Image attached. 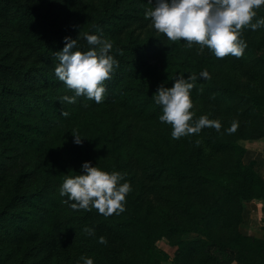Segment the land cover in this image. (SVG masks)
Wrapping results in <instances>:
<instances>
[{"label": "rangeland", "instance_id": "374dc122", "mask_svg": "<svg viewBox=\"0 0 264 264\" xmlns=\"http://www.w3.org/2000/svg\"><path fill=\"white\" fill-rule=\"evenodd\" d=\"M15 1L0 0V60L9 63V67L0 66V79L7 86L14 85L27 93L31 84L43 78L40 67L51 65L54 69L56 65L55 58L46 61L36 50L48 34L50 23L46 19L38 20L32 26L30 22L14 19ZM21 1L31 5L37 18L47 8L53 21L56 20L60 35L55 41L62 45L66 43V36L87 43L85 32L109 39L112 44L119 40L125 42L123 35L117 39V31L112 30L121 22L116 11L109 9L115 0ZM148 4L153 6L149 0ZM256 11L257 17H264V6ZM141 15L146 17L143 9ZM148 26L157 31L152 23ZM129 28L134 31L136 41L147 37L139 25L133 23ZM242 38L247 47L239 57L229 54L218 58L207 47L199 52L198 44L189 48L176 41L181 45L164 46L159 59L149 55L141 60L144 69L149 66L152 69L154 92L161 84L171 87L177 72L185 77L195 74L198 79L191 89L193 109H190L194 111L193 119L203 114L218 119L222 125L219 131L203 127L199 133L173 139L171 124L159 121L160 113L139 117L115 104L97 108L100 127L96 128L93 123L86 127L82 121L80 125H69L67 131H78L83 141L78 144L77 152L68 151L61 160L63 166L71 169L72 176L82 171L84 161L109 172L126 173L124 178L130 181L132 190L126 195L125 210L119 215L104 216L94 207L91 210L71 208L62 202L67 199L59 193L62 183H56L52 177L43 182L40 171L34 170L43 166L40 157L22 156L19 148L10 149L11 143H3L8 139L4 131L10 127L1 121L6 118L4 111L10 104L0 93V264H76L82 254L92 257L94 264H152L143 249L145 238L160 264H214L204 244L190 242L193 237L208 239L201 230L219 238L232 233L252 236V245L243 248L244 256L260 260L264 255V240H259L264 237V201L253 204L258 199L247 201L237 194L226 193L218 183L221 180L234 188L239 179L235 175L239 152L231 145L240 139L244 144V137L258 133L264 126L263 117L254 115L249 99L250 95L264 92V27L256 30L244 27ZM127 56L133 58L136 54L131 52ZM15 68L27 69V72L20 73ZM203 69L208 70L210 79L199 78ZM234 121L238 125L236 130L226 131ZM8 153L14 157L7 158ZM243 157L249 163V155ZM173 163L206 168L180 179L175 177ZM256 172L264 181L262 165ZM198 174L217 177L212 181L197 180L194 176ZM18 176L22 181L19 194L42 188L44 193L56 198L55 203L47 201L46 205L38 201L37 216L28 224L21 220L13 223L12 215L25 206L24 199L5 209ZM256 205L260 206V212L252 209ZM86 227L93 228L94 235H88L84 231ZM189 227L197 232L183 229ZM100 236L106 237L107 244L98 242ZM178 248L183 250L181 254H176Z\"/></svg>", "mask_w": 264, "mask_h": 264}, {"label": "trees", "instance_id": "16d2710c", "mask_svg": "<svg viewBox=\"0 0 264 264\" xmlns=\"http://www.w3.org/2000/svg\"><path fill=\"white\" fill-rule=\"evenodd\" d=\"M15 2L12 11L14 19L22 20L24 23L30 22L32 26H35L38 20L43 22L46 19L50 23V30L47 35L45 34V38L42 40L38 36L42 41L40 42L41 45H37L38 48L36 50L40 52L46 61L52 57L55 58L56 65L58 58L55 53L64 46L55 41L56 37H60L56 31V20L54 19L55 21H53V17L46 11L47 8H45V11L41 10L45 14L37 18L33 15L35 10L31 8L30 4L21 0ZM146 2L147 0H115L109 5V9L112 12L116 11L121 19L118 25L112 27L113 31H117L115 37L120 39V36L123 35L122 40L125 39V42L116 41L110 50L111 54L118 61V66L115 67L111 78L104 81L106 91L102 102L96 103L94 100H89L83 95L77 97L75 103L61 100L62 96L73 95L74 92L67 88L63 81L58 79L54 73V69L50 68L51 65L49 68L48 65L40 67L42 68L43 78L31 84L27 93L22 91V89L19 90L14 85L7 86L0 79V93L7 100V104H10L8 109L4 111L6 112L4 113L6 114V118L1 121L2 123H8L7 126L10 127V131H4V136L8 139H5L3 143H11L12 147L9 146L10 149L16 150L19 148L22 156L40 157L43 166L41 168L34 167V170L40 171L42 176L40 178H42L43 182H45L47 177H52L56 183H62L65 176H72L71 169L63 166L61 160H64L65 154L68 151L77 152L79 146L73 142V130L67 131V129L72 124L80 125L81 121L86 127L92 123L96 128L100 127L101 125L98 123L96 117L97 108L115 104L123 110L134 112L139 117H153L154 114H162L161 106L156 104L152 97L155 93V83L152 81L154 80L152 79V69L150 66L144 69L141 60H145L149 55L150 57L159 59L164 46L181 44L174 43L165 34L158 31L154 32L153 28L148 26L151 24V20L141 15V9L146 11L150 8L149 4L148 6L146 5ZM133 23L143 28V36L147 34V37L136 41L133 37L135 35L134 31L129 28ZM148 32L150 33L148 34ZM84 42L81 40L77 41L75 48L86 51L90 45ZM131 52L136 54V57L129 58L127 54ZM0 66L9 67V63L0 60ZM15 70L20 71V73L27 72V69L15 68ZM41 87L43 88L41 89ZM9 95L13 97L8 98ZM249 99L254 115L261 116L264 119V92L250 95ZM85 104H87V107L84 106ZM62 112H67L68 115H62ZM17 113H20L21 116L19 117ZM48 133H50L49 136ZM262 137H264V126L258 133L244 137V141ZM241 140L243 142V139H240L231 145L239 152L235 167V175L239 176L238 181H236L234 188L229 187L221 180H218V183L222 185L223 191L226 193L237 194L247 201H250L252 198L264 201V181L258 176L256 169L253 168L251 163L243 161L246 145L241 143ZM109 151L113 152V149L111 148ZM8 154L7 158L14 157L13 154ZM15 154H18V152ZM41 157H44V159ZM205 168L203 165H191V163H183V165L172 164V169L176 174L175 177L180 179H183L185 176L192 177L191 175L196 174L195 172L204 171ZM21 177H23V174ZM21 177L18 176L13 182L11 189L13 193L5 209L15 204L18 199H24L25 206L12 215L14 218L13 223L21 220L24 224H28L30 220H33L37 216L36 211L40 207L39 203H37L38 201L46 205L47 201L55 203L56 198L49 196L48 193H44L42 188L29 194H19L22 182ZM214 177H217V175H214L212 178L201 174L194 176L197 180H205L207 178L209 181L215 179ZM224 217L226 219L228 215ZM183 229L197 232V229H192L191 227ZM201 231L208 239L193 237L190 242L204 244L207 256L214 264H264V255L261 256L260 260L248 259L247 256H244L245 252H243V248L252 245V236L249 237L240 233H232V235L229 233V237L219 238L207 230ZM260 235L256 236V238L259 239ZM259 240L263 241L264 237ZM142 245L151 263L160 264L158 259L155 258L147 238L143 240ZM181 248H178L176 254H181L180 252L183 251Z\"/></svg>", "mask_w": 264, "mask_h": 264}, {"label": "clouds", "instance_id": "9594fccd", "mask_svg": "<svg viewBox=\"0 0 264 264\" xmlns=\"http://www.w3.org/2000/svg\"><path fill=\"white\" fill-rule=\"evenodd\" d=\"M149 3L153 6L145 11V16L150 18L155 30L173 42L182 41L189 48L198 44L199 52L207 47L218 58L243 54L247 43L242 38V28L256 30L264 27V17H257L256 11L264 6V0H149ZM83 36L92 46L86 51L76 49L77 40L66 36L63 48L55 53L58 63L54 73L74 92L60 99L75 103L77 97L83 95L100 103L106 91L104 81L111 78L118 61L110 52L113 47L111 40L95 33L85 32ZM199 78L210 79L211 75L203 69ZM197 79L195 74L185 77L177 72L171 87L161 84L152 95L154 102L162 108L158 119L171 124L173 139L199 133L203 127H214L218 131L222 127L218 119H210L207 114L193 119L191 89ZM62 115L68 113L62 112ZM237 126L234 121L226 131L234 132ZM72 134L74 143L83 142L78 131L73 130ZM81 169L74 176H65L60 185V195L67 197L63 203L73 209L91 210L94 207L104 216L119 215L125 210L126 195L132 190L130 181L124 178L126 173L109 172L90 161H84ZM84 231L94 235L95 230L86 227ZM98 242L107 244V239L100 236ZM76 264H94V260L82 254Z\"/></svg>", "mask_w": 264, "mask_h": 264}, {"label": "crops", "instance_id": "0c3cea01", "mask_svg": "<svg viewBox=\"0 0 264 264\" xmlns=\"http://www.w3.org/2000/svg\"><path fill=\"white\" fill-rule=\"evenodd\" d=\"M248 143L250 144V146H246V151H245L244 155H249V157H250L249 163H251L253 168L256 170L258 169V167L260 165H262L264 168V137L257 138V139H251L250 141H248V140L244 141V145H246ZM243 161L245 163H248L247 161H245L244 157H243ZM259 202H260V200H258V203L254 202L253 204H259ZM252 209L253 210L256 209L255 211L260 212L261 208L259 205H256ZM259 235H257V236H259Z\"/></svg>", "mask_w": 264, "mask_h": 264}]
</instances>
